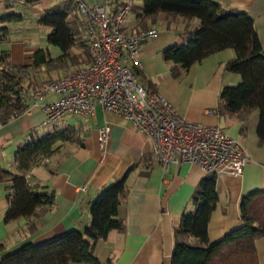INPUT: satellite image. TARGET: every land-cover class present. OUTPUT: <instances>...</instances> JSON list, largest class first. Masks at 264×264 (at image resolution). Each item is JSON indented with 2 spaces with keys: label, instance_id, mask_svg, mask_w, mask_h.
<instances>
[{
  "label": "crops",
  "instance_id": "0c3cea01",
  "mask_svg": "<svg viewBox=\"0 0 264 264\" xmlns=\"http://www.w3.org/2000/svg\"><path fill=\"white\" fill-rule=\"evenodd\" d=\"M84 1L89 5H106L111 17L122 6L129 5L123 27L126 34L157 27V37L144 41L140 47L137 56L138 80L169 100L180 116L199 124L222 128L236 138L250 156L251 160L244 166L241 176H216L218 200L209 218L207 235L211 242L221 239L225 233L243 224L238 205L241 195L256 189L264 190V142L259 143L256 134L258 111L254 110L245 121L236 115L217 112L221 87L241 81L240 74L224 68L228 60L235 58L234 49L225 48L211 53L174 77L170 64L163 60L161 53L171 44H181L182 38L175 29L165 27L160 19L151 23L147 18L141 20L137 17L142 0ZM219 1L229 9L245 11L253 19L264 51V0ZM65 7L74 8L73 0H37L34 3L0 0V16L9 10L22 16L18 22L0 23V26H7L10 30L9 41L0 43V52H8V63L30 66L34 61V52L47 49L54 59L51 62L53 66L41 64L32 67L33 70L58 77L74 69L76 65L69 59L57 60L62 51L46 42L45 36L51 28L37 23L47 10ZM197 23L195 18L184 20L176 17L172 26L181 29ZM83 37L80 39L83 44L71 48L72 60L80 61L85 54L84 49L90 56L88 42ZM43 121V111L34 106L28 114L11 118L0 126V162L13 175L24 174L32 183L47 185L54 199L53 207L36 219L35 232L29 233L25 218L4 220L8 209L5 187L12 179L7 178L0 183V243L4 246L1 255L26 242L40 244L88 224L89 202L102 187L118 180L130 166H134L126 177V196L118 208L125 230H111L105 239L96 242L94 254L102 262L110 258L111 264H171L174 227L189 205L195 187L207 174L190 162L170 163L165 169L152 152L151 139L127 118L104 112L100 106H96L91 115L65 116L59 120L63 121L64 127H75L76 140L62 143L51 155L21 172L14 161V152L31 131L44 133L39 131L44 127ZM104 125L109 126V136L104 147L100 148L99 129ZM186 239L195 241L191 236ZM254 244L258 264H264V237L257 238Z\"/></svg>",
  "mask_w": 264,
  "mask_h": 264
},
{
  "label": "trees",
  "instance_id": "16d2710c",
  "mask_svg": "<svg viewBox=\"0 0 264 264\" xmlns=\"http://www.w3.org/2000/svg\"><path fill=\"white\" fill-rule=\"evenodd\" d=\"M37 0H24L34 3ZM6 7H9L8 5ZM74 9V11H73ZM76 8H54L43 13L37 23L51 28L45 36L48 44L57 46L65 61L74 58L72 46L80 44V27ZM137 17L155 23L158 19L165 27L175 29L182 38L181 44H171L162 50V57L170 64V71L177 77L182 69L201 61L216 51L233 48L235 58L225 63V70L240 74L241 81L235 85L221 87L217 112L236 115L245 121L250 114L258 111L256 134L258 142H264V51L259 41L254 21L243 10L229 9L219 0H142ZM176 17L184 20H198L194 26L183 28L172 26ZM22 16L6 11L0 16V23L18 22ZM10 39L7 26H0V43ZM8 52H0V126L11 118L18 117L24 109L17 85L22 68L51 64L54 60L49 51L38 49L34 52L33 64L14 66V71L5 69ZM137 75L139 68L134 67ZM73 126H54L42 134L31 131L28 138L18 145L14 161L18 169L27 171L42 158L56 149L58 142L76 140ZM134 166H130L121 178L102 187L89 202L90 222L73 228L40 244L26 242L12 252L1 255L4 246L0 243V264H111V259L100 261L94 254L97 241L105 239L111 230L123 232L125 222L118 215V208L125 199L126 177ZM11 178L6 185L8 209L4 220L23 217L27 220L29 233L36 230V219L54 205L53 193L48 186L32 183L24 174L13 175L0 162V183ZM216 175L207 174L195 187L189 205L183 210L178 224L174 227V246L171 264H258L255 240L264 237V190L256 189L241 195L239 213L243 224L236 227L217 241H209L207 225L215 208L218 195L215 189ZM191 236L194 242L186 238Z\"/></svg>",
  "mask_w": 264,
  "mask_h": 264
},
{
  "label": "built area",
  "instance_id": "2783aa9c",
  "mask_svg": "<svg viewBox=\"0 0 264 264\" xmlns=\"http://www.w3.org/2000/svg\"><path fill=\"white\" fill-rule=\"evenodd\" d=\"M83 24L80 27L90 48L89 61L66 74L37 87L31 86L30 68H22L17 85L22 113L39 107L44 127L65 116H88L96 106L120 115L151 139L152 152L166 167L170 163L190 162L205 174L239 177L251 160L238 140L218 126L199 124L180 116L169 100L147 88L137 77V56L142 43L157 37L159 29L149 27L136 33L123 32L129 5L111 17L106 5H89L73 0ZM6 70L16 68L10 63ZM0 76V81H1ZM109 126L99 129L98 143L103 148Z\"/></svg>",
  "mask_w": 264,
  "mask_h": 264
},
{
  "label": "rangeland",
  "instance_id": "374dc122",
  "mask_svg": "<svg viewBox=\"0 0 264 264\" xmlns=\"http://www.w3.org/2000/svg\"><path fill=\"white\" fill-rule=\"evenodd\" d=\"M77 16V15H76ZM77 18H78V20H79V22L81 21L82 22V19H81V17L78 15L77 16ZM80 39H82V37H83V35L80 33ZM83 39H85V37H83ZM86 40V39H85ZM80 44H83V42L82 43H80ZM84 53L85 54H83V56H81V60L78 62L77 60H72V64L74 63L75 65H76V67H74V69L75 68H77V67H80V66H82V65H84V64H82V63H87L88 61H89V58H90V56H89V54H88V52H87V50L86 49H84ZM83 60V61H82ZM59 66H61L59 63H57ZM73 64V65H74ZM50 65H52L53 66V64H50ZM58 65H56V66H58ZM73 69V68H72ZM33 70V69H32ZM49 70H51V68L49 69ZM33 72V74H32V76H31V80H30V82H31V86L30 87H32V88H34V87H37V86H39V85H42V84H44L45 82H47V81H50V80H53V79H55V78H58V77H60V76H58V77H55V76H51V75H48V74H45V72L44 71H39V70H33L32 71ZM67 73V72H66ZM65 73V74H66ZM62 75H64V74H62ZM62 124H63V121H58V122H56V123H53V124H51L50 126H47V127H41L40 128V132H46V131H48V130H51L55 125H56V127L57 128H59V127H61L62 126ZM66 126V125H65ZM64 126H62L61 128H63ZM81 131V130H80ZM75 136H76V134H75ZM62 143H65V142H58V143H56L54 146H53V148H56L57 147V149L62 145ZM61 156H63V155H61Z\"/></svg>",
  "mask_w": 264,
  "mask_h": 264
}]
</instances>
